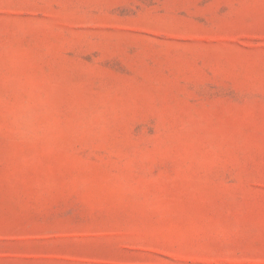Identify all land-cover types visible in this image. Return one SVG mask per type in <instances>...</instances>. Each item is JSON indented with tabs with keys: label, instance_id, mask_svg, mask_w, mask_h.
<instances>
[{
	"label": "rangeland",
	"instance_id": "rangeland-1",
	"mask_svg": "<svg viewBox=\"0 0 264 264\" xmlns=\"http://www.w3.org/2000/svg\"><path fill=\"white\" fill-rule=\"evenodd\" d=\"M0 264H264V0H0Z\"/></svg>",
	"mask_w": 264,
	"mask_h": 264
}]
</instances>
